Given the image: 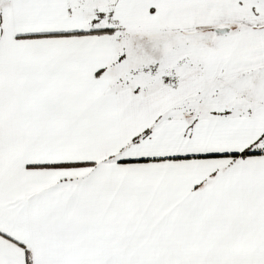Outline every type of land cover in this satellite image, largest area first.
I'll return each instance as SVG.
<instances>
[{
  "label": "snow or ice",
  "instance_id": "obj_1",
  "mask_svg": "<svg viewBox=\"0 0 264 264\" xmlns=\"http://www.w3.org/2000/svg\"><path fill=\"white\" fill-rule=\"evenodd\" d=\"M0 264H264V0H0Z\"/></svg>",
  "mask_w": 264,
  "mask_h": 264
}]
</instances>
